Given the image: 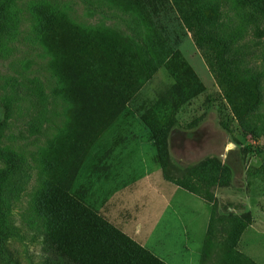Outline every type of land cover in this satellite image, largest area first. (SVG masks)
<instances>
[{
  "label": "rangeland",
  "instance_id": "1",
  "mask_svg": "<svg viewBox=\"0 0 264 264\" xmlns=\"http://www.w3.org/2000/svg\"><path fill=\"white\" fill-rule=\"evenodd\" d=\"M2 1L0 264H198L200 211L193 259L176 222L138 239L155 259L105 255L113 229L73 183L111 129L149 130L166 179L214 205L202 264H254L235 248L249 216L216 190L264 162V0Z\"/></svg>",
  "mask_w": 264,
  "mask_h": 264
},
{
  "label": "crops",
  "instance_id": "2",
  "mask_svg": "<svg viewBox=\"0 0 264 264\" xmlns=\"http://www.w3.org/2000/svg\"><path fill=\"white\" fill-rule=\"evenodd\" d=\"M148 132L149 130H128L129 136L126 137L122 136L127 133L124 130L105 131L84 158L83 167L73 183L74 194L86 203L98 218L146 250L149 249L138 239L150 224L155 228L164 229L170 226L171 229L172 223L176 222L177 228L174 230L178 237L181 236V241L179 238L176 240L180 242V249L190 259H193L194 255L193 249L188 252V243L193 239L190 238L187 228L194 227V215L200 211L204 217L201 227H204V236L198 264H202L214 205L166 179L156 147L148 141ZM252 159L254 160L253 157ZM252 166L254 168L245 183L243 180L234 179L232 186L219 187L216 196L220 201L238 204L240 214L249 216L250 222L241 232L235 248L240 255L254 264H264V162L255 161ZM138 194L140 204L131 212L132 203L137 199L134 197ZM181 200H189L193 206L197 200L199 208L192 209L180 202ZM162 202L165 203L164 207ZM160 210L163 212H159ZM166 211H170V217L162 219ZM159 213L161 214L157 218ZM159 259L165 264H171L167 259Z\"/></svg>",
  "mask_w": 264,
  "mask_h": 264
},
{
  "label": "trees",
  "instance_id": "3",
  "mask_svg": "<svg viewBox=\"0 0 264 264\" xmlns=\"http://www.w3.org/2000/svg\"><path fill=\"white\" fill-rule=\"evenodd\" d=\"M2 2H4V4L6 5H13V6H18L17 5V1L16 0H3ZM3 33H4V27L2 25H0V40L3 39ZM92 212V211H91ZM93 213V212H92ZM95 215L94 213L91 215V219L93 220V217L96 218V220L98 219V217L93 216ZM100 220H102L101 218H99ZM91 220V221H92ZM99 221V220H98ZM250 221V219H249ZM103 223H101L104 227L106 228H112L113 230L111 231L112 233V237L111 236H101V232L98 233V243H104V249L106 250L105 255H107L108 253H111L110 251L112 250L115 251L116 249H126V250H135L138 255L140 256H145V257H150L153 258L155 257L154 255L151 256V253L147 252L146 249L142 248L140 245H138L136 242H134L133 240H131L129 237L125 236L124 234L120 233L119 231H117L116 229H114L111 225L107 224L104 220H102ZM248 226V225H247ZM244 230V229H243ZM242 230V231H243ZM241 234V233H240ZM1 235V233H0ZM240 236V235H239ZM239 238V237H238ZM238 240V239H237ZM237 242V241H236ZM150 254V255H149ZM242 256V255H241ZM240 256V257H241ZM156 258V257H155ZM153 258V259H155ZM159 260V259H158ZM247 260V259H246ZM162 264H165L163 261L159 260ZM249 261V260H248ZM250 263H252L250 261Z\"/></svg>",
  "mask_w": 264,
  "mask_h": 264
}]
</instances>
